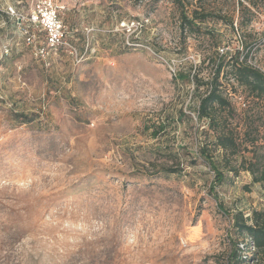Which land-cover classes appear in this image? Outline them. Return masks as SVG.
<instances>
[{"label":"rangeland","instance_id":"1","mask_svg":"<svg viewBox=\"0 0 264 264\" xmlns=\"http://www.w3.org/2000/svg\"><path fill=\"white\" fill-rule=\"evenodd\" d=\"M32 1L0 0V264H226L229 239L247 236L232 215L264 212V186L239 165H264V101L226 64L219 81L240 146L213 150L196 111L206 84L175 75L206 83L221 49L225 63L238 51L264 75V0H186L234 28L209 20L185 37L172 0H64L83 57L61 52L48 65L17 24ZM131 20L140 28L127 33ZM201 147L224 175L213 190Z\"/></svg>","mask_w":264,"mask_h":264},{"label":"trees","instance_id":"2","mask_svg":"<svg viewBox=\"0 0 264 264\" xmlns=\"http://www.w3.org/2000/svg\"><path fill=\"white\" fill-rule=\"evenodd\" d=\"M172 2H174L177 6L180 33H182L184 37L198 32L201 26L206 24L209 20H221L223 24L229 26L231 29L234 28L232 16L220 15L203 8L197 9L194 7L189 9L186 5V0H172ZM238 4L247 9L243 6L242 2L238 1ZM208 32V34L211 35L210 37L214 40H216L219 36L214 31ZM71 40L73 41V36H71ZM226 56V53H214V57L216 58L213 60L214 69L210 80L206 83H201L195 72L192 74L180 72L176 74L175 77H181L188 81L191 80L193 83L195 82L197 84L195 86L196 90H198L201 84H206L207 89L204 94L200 95L196 107L197 118L205 119L208 130L213 133V140L211 141L213 150L220 149L222 152L228 151L231 155H233L237 152L240 146V141H237L235 131L229 128V115L226 113L230 112L231 105L221 92L222 87L219 81L220 73L223 72L227 64L229 66L230 73H233L242 85L247 86L250 92L254 93L256 97L263 101L264 75L256 68L247 64L245 59L242 61L238 51L235 52L234 55L230 56V61L225 63L224 60ZM180 115H184V113H181ZM160 128L161 127L156 126L152 129V132L156 133ZM198 155L202 157L205 162H207L214 174L213 180L210 183V188L213 190L215 185H218L223 181V172L220 170L219 165L214 161L212 155H210V151L208 149L201 147ZM254 158L255 159L253 160L251 158L242 157L239 165L242 164L241 169L248 171L251 174L254 182H259L264 186V165L260 163L259 159L256 157ZM166 172L172 173L176 171L173 169H167ZM219 209L225 214L222 207H219ZM231 218L234 229L237 230L238 233L247 234L244 241L247 240L248 245L251 243L254 247V251L251 252L250 255L243 257L244 251L239 248V243L242 241L230 238L229 242L231 246L229 254L226 258V264H244L248 261V258H250L251 263L257 264L259 261L258 255L264 257V212L253 210L251 216L244 217L241 211H237Z\"/></svg>","mask_w":264,"mask_h":264},{"label":"built area","instance_id":"3","mask_svg":"<svg viewBox=\"0 0 264 264\" xmlns=\"http://www.w3.org/2000/svg\"><path fill=\"white\" fill-rule=\"evenodd\" d=\"M66 9L60 0H33L28 12L18 14L17 24L25 44L31 46L33 56L46 65L61 52L76 63L83 57L71 40V32L61 16ZM120 26L129 33L140 28V23L135 20L122 21ZM220 52L222 54V49ZM234 99L240 108L245 107L246 103L240 95H234ZM239 248L244 251L243 257L254 251L247 240L240 242Z\"/></svg>","mask_w":264,"mask_h":264},{"label":"crops","instance_id":"4","mask_svg":"<svg viewBox=\"0 0 264 264\" xmlns=\"http://www.w3.org/2000/svg\"><path fill=\"white\" fill-rule=\"evenodd\" d=\"M60 1H61L62 3H64V0H60ZM70 32H72V30H70ZM71 36H73L72 33H71Z\"/></svg>","mask_w":264,"mask_h":264}]
</instances>
